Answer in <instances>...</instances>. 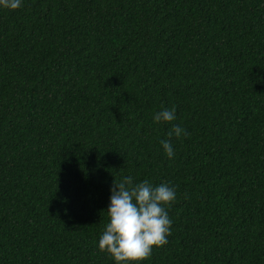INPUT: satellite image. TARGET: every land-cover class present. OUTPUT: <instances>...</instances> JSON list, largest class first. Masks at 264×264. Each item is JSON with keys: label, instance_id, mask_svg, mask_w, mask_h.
<instances>
[{"label": "trees", "instance_id": "1", "mask_svg": "<svg viewBox=\"0 0 264 264\" xmlns=\"http://www.w3.org/2000/svg\"><path fill=\"white\" fill-rule=\"evenodd\" d=\"M126 176L176 191L139 264H264V0L0 6V264H116Z\"/></svg>", "mask_w": 264, "mask_h": 264}, {"label": "clouds", "instance_id": "2", "mask_svg": "<svg viewBox=\"0 0 264 264\" xmlns=\"http://www.w3.org/2000/svg\"><path fill=\"white\" fill-rule=\"evenodd\" d=\"M0 6L15 10L21 6V0H0ZM175 119V106L162 109L153 117L155 123ZM188 134L174 125L167 134L168 139L160 141L169 159L174 156L171 138ZM110 191V205L106 211L109 222L99 239V250L109 253L116 264H139L150 257L154 247L168 243L172 222L165 206L175 201V188L167 183L153 186L147 180L134 184L133 177L126 176L120 182L114 179Z\"/></svg>", "mask_w": 264, "mask_h": 264}]
</instances>
